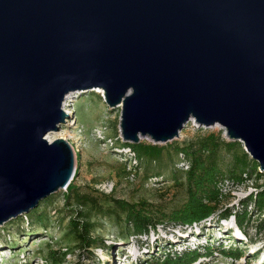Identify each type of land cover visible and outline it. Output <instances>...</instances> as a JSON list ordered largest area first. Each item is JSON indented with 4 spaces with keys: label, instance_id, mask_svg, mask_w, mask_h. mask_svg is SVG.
Instances as JSON below:
<instances>
[{
    "label": "water",
    "instance_id": "95a60500",
    "mask_svg": "<svg viewBox=\"0 0 264 264\" xmlns=\"http://www.w3.org/2000/svg\"><path fill=\"white\" fill-rule=\"evenodd\" d=\"M95 88L123 142L217 124L264 172V0H0V226L71 182L46 135Z\"/></svg>",
    "mask_w": 264,
    "mask_h": 264
},
{
    "label": "rangeland",
    "instance_id": "374dc122",
    "mask_svg": "<svg viewBox=\"0 0 264 264\" xmlns=\"http://www.w3.org/2000/svg\"><path fill=\"white\" fill-rule=\"evenodd\" d=\"M97 90L69 96L71 113L58 131L48 133L51 140L63 137L73 148L76 173L71 185L97 195L98 199L102 193L131 203L146 201L160 220L147 235L138 237L128 233L124 221L116 223L111 218L92 217L95 226L91 236H96L97 241L86 248L70 233L69 220L82 208L67 203L68 191L64 188L40 200L35 212L19 214L1 224L0 264H152L161 253H181L188 248L205 251V246L213 253L199 257L193 264H264V220L257 227L258 217L253 212L241 229L234 216L217 219L215 215L204 224L182 227L168 218L172 210L183 205L187 193L181 172L185 158L174 146L211 133L220 134L227 141L225 130L220 125L201 128L191 120L177 138L161 144L164 150L159 160L136 158L135 161L120 137V106L110 108L103 92ZM139 141L150 142L147 137ZM232 154L226 149L219 153L224 173L232 162ZM252 178L243 185L224 182L227 193L224 203L239 209L241 200L255 189L250 182L255 177ZM262 179L263 176L258 182ZM260 216L264 219V211ZM236 233L240 236H235ZM218 247H238L243 256L237 259L223 256Z\"/></svg>",
    "mask_w": 264,
    "mask_h": 264
},
{
    "label": "trees",
    "instance_id": "16d2710c",
    "mask_svg": "<svg viewBox=\"0 0 264 264\" xmlns=\"http://www.w3.org/2000/svg\"><path fill=\"white\" fill-rule=\"evenodd\" d=\"M124 143L134 154L135 160H159L164 150L163 145L153 142ZM174 148L177 153L184 156L188 164L181 171L182 174L184 173L187 193L183 205L172 210L168 218L179 223L182 227L184 225L204 224L209 217H215V215L217 219L234 216L238 229H241L245 221L250 219V213L253 212V215L258 217L256 226L259 227V224L263 223L264 219L261 218L260 213L264 211V173L258 170L259 165L255 160L248 159L249 154L242 148L241 142L224 141L220 134L211 133L197 137V139L181 146H174ZM222 149L233 152L232 162L228 166L227 173L222 172L219 163V153ZM239 149L242 151L238 154ZM262 176L263 179L258 182ZM252 177L255 179L250 182L255 189L241 200V207L236 209L234 205H232L233 207L227 206L223 201L227 195L222 190L224 181L243 185L247 180H252ZM66 190L68 191L67 203L72 202L71 204L82 208L77 209L75 216L69 220L70 233L77 242L86 248H90L97 241L96 236H91L95 226L92 217L111 218L116 223L124 221L128 224V233L138 237L143 234L147 235L160 220L155 216L158 213L143 200L131 203L123 198L119 199L110 194L102 193H100L102 198L98 199L97 195L80 191L77 186H72L71 182L66 186ZM38 208L39 202L29 211V214ZM199 250V248H188L181 253H161L152 264H193L199 257H208L213 253L208 246H205V251ZM217 250L221 255L230 258L237 259L243 256L242 250L238 247L227 249L218 247Z\"/></svg>",
    "mask_w": 264,
    "mask_h": 264
},
{
    "label": "bare ground",
    "instance_id": "6f19581e",
    "mask_svg": "<svg viewBox=\"0 0 264 264\" xmlns=\"http://www.w3.org/2000/svg\"><path fill=\"white\" fill-rule=\"evenodd\" d=\"M97 92H100V93H101V92H102V89L97 90ZM63 106H64V108H65V112H66V114H70L71 112H70L69 107H68L67 98H65V100H64V102H63ZM65 106H67V107H65ZM214 125H217V124H214ZM46 137H47L49 140H51V138H50V134L47 133ZM193 228H196V226L193 227ZM239 234H240V233H239ZM239 234L236 233L235 236H236V235H237V236H240ZM181 242H182V241H181Z\"/></svg>",
    "mask_w": 264,
    "mask_h": 264
},
{
    "label": "built area",
    "instance_id": "2783aa9c",
    "mask_svg": "<svg viewBox=\"0 0 264 264\" xmlns=\"http://www.w3.org/2000/svg\"><path fill=\"white\" fill-rule=\"evenodd\" d=\"M129 148V147H128ZM130 150V149H129ZM135 159V158H134ZM136 161V160H135ZM136 163V162H135ZM184 163V168H186L187 167V161L185 160V161H182V163H181V165ZM224 182H227V180H225ZM228 183V182H227ZM225 184V183H224ZM224 184H223V186H224ZM223 191H224V193L226 192V188H225V186H224V188L222 189Z\"/></svg>",
    "mask_w": 264,
    "mask_h": 264
}]
</instances>
